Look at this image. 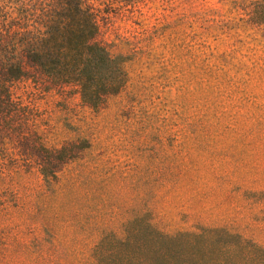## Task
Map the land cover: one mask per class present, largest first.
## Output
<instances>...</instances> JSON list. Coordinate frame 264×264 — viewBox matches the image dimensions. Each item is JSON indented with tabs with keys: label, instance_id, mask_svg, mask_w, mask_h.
<instances>
[{
	"label": "rangeland",
	"instance_id": "rangeland-1",
	"mask_svg": "<svg viewBox=\"0 0 264 264\" xmlns=\"http://www.w3.org/2000/svg\"><path fill=\"white\" fill-rule=\"evenodd\" d=\"M124 4L105 3L99 39L127 58V81L98 107L72 86L12 85L45 144L68 143L74 158L49 187L29 161L34 136L0 148V264H93L103 234L138 216L264 247V23L252 0Z\"/></svg>",
	"mask_w": 264,
	"mask_h": 264
},
{
	"label": "trees",
	"instance_id": "trees-1",
	"mask_svg": "<svg viewBox=\"0 0 264 264\" xmlns=\"http://www.w3.org/2000/svg\"><path fill=\"white\" fill-rule=\"evenodd\" d=\"M0 13V148L6 140L30 136L38 155L30 160L47 186L74 158L60 147L47 146L38 133L33 103L14 96L13 83L32 77L36 88L72 86L82 102L96 108L127 81V58L113 55L99 39L105 3L124 0H7ZM251 21L264 23V0H252ZM32 72V73H30ZM22 102V101H21ZM32 105V106H30ZM21 107V108H20ZM22 126V130H19ZM82 148L88 145L81 140ZM27 149V147H26ZM33 154V155H32ZM93 264H264V247L226 227L164 233L143 217L128 219L123 232L105 233L92 249Z\"/></svg>",
	"mask_w": 264,
	"mask_h": 264
}]
</instances>
